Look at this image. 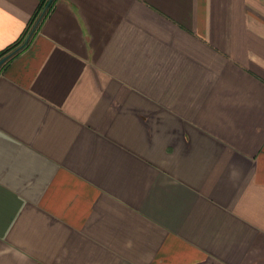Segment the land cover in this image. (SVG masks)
Wrapping results in <instances>:
<instances>
[{
    "label": "crops",
    "instance_id": "obj_1",
    "mask_svg": "<svg viewBox=\"0 0 264 264\" xmlns=\"http://www.w3.org/2000/svg\"><path fill=\"white\" fill-rule=\"evenodd\" d=\"M0 264H264V0H53L0 68Z\"/></svg>",
    "mask_w": 264,
    "mask_h": 264
},
{
    "label": "water",
    "instance_id": "obj_2",
    "mask_svg": "<svg viewBox=\"0 0 264 264\" xmlns=\"http://www.w3.org/2000/svg\"><path fill=\"white\" fill-rule=\"evenodd\" d=\"M53 0H47V3L45 4L44 8L42 9V11L40 12L37 20L35 21L34 25L32 26L31 30L29 31L25 41L16 49H14L13 51H11L10 53H8L7 55H5L4 57H2L0 59V68L1 66L7 61L9 60L13 55H15L16 53H18L20 50H22L25 45L28 43V41L30 40L31 36L33 35L36 27L38 26V24L40 23V21L42 20L43 16L45 15L49 5L51 4Z\"/></svg>",
    "mask_w": 264,
    "mask_h": 264
},
{
    "label": "trees",
    "instance_id": "obj_3",
    "mask_svg": "<svg viewBox=\"0 0 264 264\" xmlns=\"http://www.w3.org/2000/svg\"><path fill=\"white\" fill-rule=\"evenodd\" d=\"M52 2L49 5V7H48V9H47V11L45 13V15L49 12V10H50V8L52 6ZM46 3H47V0H43L42 7H41L40 11L44 8V6H45ZM40 11H39V13H40ZM39 13H37L36 16L33 18L32 22L30 23L29 29H28L27 33L24 35V37H22L17 43H15L14 45H12L8 49L0 52V59L2 57H4L5 55H7L8 53H10L11 51H13L14 49H16L17 47H19L25 41V39L27 37V34L29 33V31L32 28V26L34 25L35 21L37 20V18L39 16Z\"/></svg>",
    "mask_w": 264,
    "mask_h": 264
}]
</instances>
